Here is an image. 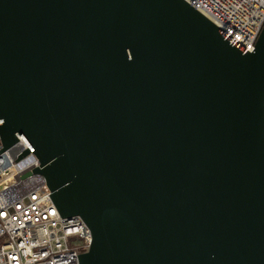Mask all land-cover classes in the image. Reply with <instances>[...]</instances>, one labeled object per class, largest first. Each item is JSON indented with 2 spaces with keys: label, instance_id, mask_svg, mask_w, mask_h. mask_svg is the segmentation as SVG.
Returning a JSON list of instances; mask_svg holds the SVG:
<instances>
[{
  "label": "water",
  "instance_id": "water-1",
  "mask_svg": "<svg viewBox=\"0 0 264 264\" xmlns=\"http://www.w3.org/2000/svg\"><path fill=\"white\" fill-rule=\"evenodd\" d=\"M0 121L77 264H264V25L247 52L183 0H0Z\"/></svg>",
  "mask_w": 264,
  "mask_h": 264
},
{
  "label": "built area",
  "instance_id": "built-area-1",
  "mask_svg": "<svg viewBox=\"0 0 264 264\" xmlns=\"http://www.w3.org/2000/svg\"><path fill=\"white\" fill-rule=\"evenodd\" d=\"M238 49L252 52L264 25V0H183ZM1 124V121H0ZM17 136V135H16ZM26 145L2 151L0 142V264H77L91 245L78 216L61 217L35 155Z\"/></svg>",
  "mask_w": 264,
  "mask_h": 264
}]
</instances>
